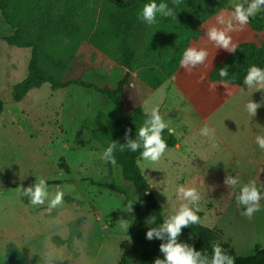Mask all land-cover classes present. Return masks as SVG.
Returning a JSON list of instances; mask_svg holds the SVG:
<instances>
[{"label":"rangeland","instance_id":"rangeland-1","mask_svg":"<svg viewBox=\"0 0 264 264\" xmlns=\"http://www.w3.org/2000/svg\"><path fill=\"white\" fill-rule=\"evenodd\" d=\"M50 1L56 6L55 0ZM109 4V0H90L80 7V21L94 32ZM257 15L264 18V13ZM149 31L152 27L135 26L134 47L144 44ZM11 33L0 16V264H7L6 255L14 247L22 253L24 264H30L35 255L44 263L52 258L54 264H118L132 251L120 223L121 219L132 221L133 212L127 213L122 207L127 198L136 200L137 195L133 185L122 178L119 166L108 173L103 148L95 141L88 143L90 133L82 124L93 121L98 113L111 114L114 106L106 96L75 84L57 91L45 84L31 89L21 101H12L11 86L25 77L31 50L6 44L3 39ZM261 36L264 38V32ZM245 37L249 39L247 34ZM60 47L69 61L63 81L81 79L104 89L115 88L123 78L126 69L112 55L116 54L114 47L112 54H103L89 44L88 38L63 41ZM131 97L123 99L125 112ZM163 156L149 162V167H144L142 158L138 165L164 209V218L183 202L176 193L177 186L197 187L203 226L221 231V241L239 255L252 254L257 245L264 248V208L251 219L241 216L234 193L223 183L225 174L221 173L235 175V167L194 168L172 162L166 153ZM66 167L69 172L64 171ZM200 170L213 176L203 183L195 175ZM238 170L264 184L260 170L262 176L254 175V168ZM40 178L58 181L49 184L50 191L59 185L63 192L61 204L53 209L47 202L32 205L20 195V189ZM139 258L134 254L132 264H138Z\"/></svg>","mask_w":264,"mask_h":264},{"label":"trees","instance_id":"trees-1","mask_svg":"<svg viewBox=\"0 0 264 264\" xmlns=\"http://www.w3.org/2000/svg\"><path fill=\"white\" fill-rule=\"evenodd\" d=\"M56 6L50 0H0V16L10 28L11 34L3 40L9 46L28 48L31 50L27 73L22 81L11 86L12 101H21L31 89H38L48 84L53 91L64 89L71 84L104 95L113 104L111 114H96L93 121L82 123L90 133L88 143L95 141L104 149L109 143H116L114 157L116 164L106 162L108 173L119 166L125 181L130 182L137 199L132 201L133 220L127 229L132 251L121 258L118 264H132L134 254H139L138 264H153L155 258L162 257L159 251L161 241L145 238L146 231L164 219L163 208L153 195L138 165L139 150L130 151L125 143V129H129L130 138H134L136 128L142 124L150 113L143 112L140 106L125 112L123 95L129 86V73H126L115 88H99L97 85L81 79L63 81L64 72L69 61L63 56L60 43L63 41H85L103 54H112L122 67L128 71L138 70L137 77L151 89H156L170 77L179 66L182 52L191 40L198 38L199 27L211 16L222 10H232L230 0H165L169 7L174 8V17L157 18V23L148 26L137 18L138 10L147 0H109L94 32L90 31L80 19V7L84 8L90 0H55ZM160 3L161 0H156ZM83 23V25H82ZM140 23L144 27H152L144 44L134 47L132 42L135 26ZM248 26L255 32L264 31V18L253 16L249 18ZM264 68V40L258 44L244 42L237 46L222 63L217 64L210 72L213 82H225L232 85H243V78L250 65ZM221 68L226 69L227 76L220 77ZM3 104L0 101V116ZM162 136L168 147L175 144L173 135L165 129ZM69 172L68 167L64 169ZM58 181H48L55 184ZM110 188V186H107ZM202 218V214L198 213ZM150 217V218H149ZM221 231L207 228L201 224H190L183 228L179 241L194 246L196 250H206L211 254V244L218 243L235 258V264H264V248L254 247L253 253L247 256L237 254L228 243L221 241ZM7 264H24L22 253L14 247L8 251ZM30 264H45L39 256H33Z\"/></svg>","mask_w":264,"mask_h":264},{"label":"crops","instance_id":"crops-1","mask_svg":"<svg viewBox=\"0 0 264 264\" xmlns=\"http://www.w3.org/2000/svg\"><path fill=\"white\" fill-rule=\"evenodd\" d=\"M233 5H235L234 1L230 0V6L233 7ZM230 13L229 10H222L208 18L199 27L198 38L189 42L187 47L207 50L208 55L203 64L191 70H186L179 65L177 70L156 89H151L144 84L137 77V70L126 69L122 71V77L126 73H129L130 77L123 99L127 95L132 96L126 113L136 106H140L145 113H151L155 107L159 109L168 125L175 128L173 135L175 144L167 147L164 152L168 154L172 162L194 168L226 169L233 166L234 174L245 181L249 178L238 168H254V175L264 173V150L258 148L254 142L255 134L259 131L264 132V129H261L264 128V88H247L244 84L239 86L210 80L212 69L231 53L217 48L205 33L212 26L223 27L217 24L216 17L219 15L227 19ZM263 32H255L246 24L243 28L237 25L229 32V35L232 37V42L238 46L244 42L258 44V40H264L261 36ZM245 34L249 36V39L245 37ZM142 90L145 94L141 93ZM249 99L261 104L252 119L244 110V104ZM204 127L210 130L207 135L201 134ZM163 157L162 155L160 159ZM140 160L141 157L138 162ZM144 167H149L148 161L144 162ZM224 174L225 172L221 173V175ZM195 175L197 178L200 176L203 183L206 177L213 176L212 174L208 176L202 170Z\"/></svg>","mask_w":264,"mask_h":264},{"label":"clouds","instance_id":"clouds-1","mask_svg":"<svg viewBox=\"0 0 264 264\" xmlns=\"http://www.w3.org/2000/svg\"><path fill=\"white\" fill-rule=\"evenodd\" d=\"M258 13H264V0H244L243 3L233 5L229 18L225 19L223 16L218 15L216 17L217 24L223 25V27L212 26L207 29L205 35L210 41L214 42L217 48L234 53L237 49V44L232 42L229 32L237 25L243 28L248 23L249 18ZM158 15L163 18L174 17V8L169 7L165 0H161L160 3H157L156 0H147L143 7L138 10L137 18L146 25L151 26L157 23ZM207 55L206 49H197L189 46L182 52L178 63L180 67L191 70V68L203 64ZM219 76H227L226 69L221 68ZM243 84L247 88H264V68L255 64L250 65L243 78ZM260 107L261 104L254 102L252 99H249L244 104V110L251 119L256 115L257 109ZM256 126L260 127L259 125ZM165 129L169 135L175 134V128L170 127L162 118L159 109L154 107L139 128H136L134 138H130V130L125 129V143H120V146L121 148L127 147L132 152L139 150V155L144 161L156 162L168 147L166 140L162 136ZM209 131L207 127H204L201 130V134L207 135ZM254 142L258 148L264 150V132L259 131L255 134ZM115 147L116 143L113 141L102 151V159L113 165L116 164L113 155ZM223 183L234 193V200L240 209L241 216L251 219L255 213L264 208V203H262L264 201V184H258L253 179L242 182L239 176L228 173H225ZM176 193L183 202L178 205L173 213L167 215L158 224L155 217H149L151 223L155 226L150 227L146 231L145 238L149 241L153 240V238L161 241L159 251L163 257L155 258L153 264H235V258L218 243L211 244V254L209 255L206 250H196L191 244L178 240L182 229L190 224L199 223L201 217L198 215L200 209L197 206L200 194L196 188L179 185L176 188ZM20 195L26 197L32 205H41L47 202L49 209L61 204L63 199V192L60 190V186L57 185L54 192L50 191V186L43 178L35 180L34 184L24 188L23 191L20 189ZM133 204L132 201L127 200V203L123 204L122 210L132 213ZM131 223V220L121 219L120 227L127 232ZM45 264H54V260L46 258Z\"/></svg>","mask_w":264,"mask_h":264}]
</instances>
